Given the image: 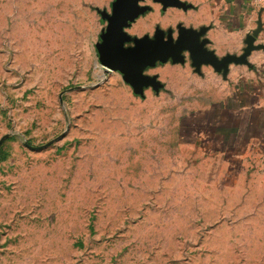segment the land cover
Instances as JSON below:
<instances>
[{"label":"rangeland","instance_id":"obj_1","mask_svg":"<svg viewBox=\"0 0 264 264\" xmlns=\"http://www.w3.org/2000/svg\"><path fill=\"white\" fill-rule=\"evenodd\" d=\"M113 1L0 0V264H264V156L220 124L247 66L185 52L137 95L99 63ZM141 5L132 39L206 27L216 47L197 5Z\"/></svg>","mask_w":264,"mask_h":264},{"label":"water","instance_id":"obj_2","mask_svg":"<svg viewBox=\"0 0 264 264\" xmlns=\"http://www.w3.org/2000/svg\"><path fill=\"white\" fill-rule=\"evenodd\" d=\"M146 0H114L111 5V12L102 11V22H106V29L101 35V42L97 44L100 55L99 63L108 71H119L123 75V80L128 83L135 94L143 96L144 89L152 87L158 92L162 88L156 76L145 74L147 68L155 67L157 63H166L172 60L173 63H184V53L188 52L193 66L199 72L204 65L212 66L216 72L225 76L230 65H247L249 56L253 51L264 50V45L256 44V39L262 30L261 22L259 27L252 34H248L245 39L246 47L239 56L228 54L219 58L214 51L207 48L208 40L204 38L208 28L200 30L178 26V34L175 38L172 31L166 34L163 30L157 29L154 39L149 36L134 38L126 32V29L145 14L148 6L141 3ZM161 4L163 10L168 8H178L184 11L193 8L182 0H152ZM133 42L134 46L126 47V44ZM2 140L0 141V146ZM46 147V146H45ZM41 149V148H35Z\"/></svg>","mask_w":264,"mask_h":264},{"label":"crops","instance_id":"obj_3","mask_svg":"<svg viewBox=\"0 0 264 264\" xmlns=\"http://www.w3.org/2000/svg\"><path fill=\"white\" fill-rule=\"evenodd\" d=\"M188 1L197 5L201 13L208 14L203 20L205 24L211 22L215 26L216 34L208 37L217 52L223 49L224 39L241 44L248 34L258 29L259 22L262 30L256 44L264 45V2L255 6L251 0ZM248 61L247 68L239 67L230 72L234 84L222 109L221 130L229 132L233 142L243 141L253 149L258 148L264 156V50L253 51Z\"/></svg>","mask_w":264,"mask_h":264},{"label":"built area","instance_id":"obj_4","mask_svg":"<svg viewBox=\"0 0 264 264\" xmlns=\"http://www.w3.org/2000/svg\"><path fill=\"white\" fill-rule=\"evenodd\" d=\"M251 1L255 6H260L264 2V0H251Z\"/></svg>","mask_w":264,"mask_h":264},{"label":"flooded vegetation","instance_id":"obj_5","mask_svg":"<svg viewBox=\"0 0 264 264\" xmlns=\"http://www.w3.org/2000/svg\"><path fill=\"white\" fill-rule=\"evenodd\" d=\"M113 3V2H112ZM112 5V4H111Z\"/></svg>","mask_w":264,"mask_h":264}]
</instances>
